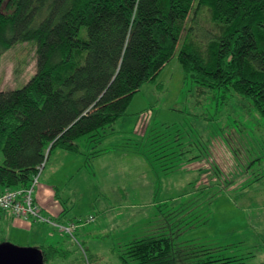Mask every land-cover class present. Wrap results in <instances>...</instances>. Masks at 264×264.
Masks as SVG:
<instances>
[{
    "label": "trees",
    "instance_id": "trees-1",
    "mask_svg": "<svg viewBox=\"0 0 264 264\" xmlns=\"http://www.w3.org/2000/svg\"><path fill=\"white\" fill-rule=\"evenodd\" d=\"M3 1L0 56L35 41L36 60L23 86L0 90V193L28 188L52 149L84 154L80 136H107L133 94L175 55L201 86L248 98L264 119V0H7L2 11ZM142 139L119 148L140 155L157 177L203 157H185L192 149L168 131ZM102 152L85 154L87 162ZM189 204L159 210L169 232L162 223L131 239L123 264H245L248 256L229 254L230 245L175 239L207 222ZM37 249L42 261L56 252Z\"/></svg>",
    "mask_w": 264,
    "mask_h": 264
},
{
    "label": "rangeland",
    "instance_id": "rangeland-1",
    "mask_svg": "<svg viewBox=\"0 0 264 264\" xmlns=\"http://www.w3.org/2000/svg\"><path fill=\"white\" fill-rule=\"evenodd\" d=\"M35 48V41L17 42L0 56V90L20 88L34 74ZM125 113L100 141L88 142V134L77 139L84 154H75L77 162H66L56 175L63 184L57 206L43 205L41 215L51 222L5 220L2 215L10 214L0 211V242L33 249L52 245L56 252L43 264H123L119 254L131 239L155 234L162 223L169 232L159 210L190 203L196 219L207 222L175 232L178 242L230 245L229 254L248 256L245 264H264V119L248 98L201 86L175 55L133 94ZM146 131L178 134L181 147L192 149L185 157H203L159 177L135 154L109 162L120 146L140 143ZM95 150L111 152L87 162L85 154ZM46 161L36 196L49 173ZM70 222L77 227L70 232L51 225Z\"/></svg>",
    "mask_w": 264,
    "mask_h": 264
},
{
    "label": "crops",
    "instance_id": "crops-1",
    "mask_svg": "<svg viewBox=\"0 0 264 264\" xmlns=\"http://www.w3.org/2000/svg\"><path fill=\"white\" fill-rule=\"evenodd\" d=\"M109 152H111V151L107 150L106 152H102L98 156H100L102 154H108ZM119 152L120 153H117L111 157H108L109 162L110 161H118L120 158L126 159V158H129L131 156L128 154L131 152H127L125 150H122ZM75 154L77 156H79L77 153L65 151V150H62L59 148L52 149L51 152L49 153V155L47 157V161L44 164V167L46 168V166H48V169H49V173H48V176L46 178V183L43 186L44 188L42 190L37 191V196L35 195L36 191L34 190V192H33V197H34L35 202L37 203V205L40 208V213L44 214L43 213L44 212L43 211L44 210L43 205H46V202L48 205L57 206L58 201H59V199H58V197H59L58 196V185L61 186L63 184H61V179L59 177H57L56 175L59 173V171H61L64 168V164L66 162H69L71 160H74L75 162H77V157ZM131 154L133 155L134 153H131ZM135 155H138V154H135ZM138 156H140V155H138ZM95 157H97V156H95ZM104 165L105 164H103V165L101 164V165H99V167L108 168L106 165L105 166ZM147 165H148V163H147ZM41 177H42V175H41ZM3 216H4L5 220L7 218H11V219H15V220H28V219L16 218V217H13V216L8 215V214H3L2 217ZM66 224L67 223H65L63 225H66Z\"/></svg>",
    "mask_w": 264,
    "mask_h": 264
},
{
    "label": "built area",
    "instance_id": "built-area-1",
    "mask_svg": "<svg viewBox=\"0 0 264 264\" xmlns=\"http://www.w3.org/2000/svg\"><path fill=\"white\" fill-rule=\"evenodd\" d=\"M43 164L38 167V173L41 171ZM38 173L33 177V181L28 188L7 189L0 193V209L9 213L13 217L22 219H37L42 222H51L50 219L44 218L40 213V208L34 200L33 192ZM54 227L70 232L77 227L70 222L66 225L51 223Z\"/></svg>",
    "mask_w": 264,
    "mask_h": 264
},
{
    "label": "water",
    "instance_id": "water-1",
    "mask_svg": "<svg viewBox=\"0 0 264 264\" xmlns=\"http://www.w3.org/2000/svg\"><path fill=\"white\" fill-rule=\"evenodd\" d=\"M0 264H43L38 249L0 243Z\"/></svg>",
    "mask_w": 264,
    "mask_h": 264
}]
</instances>
